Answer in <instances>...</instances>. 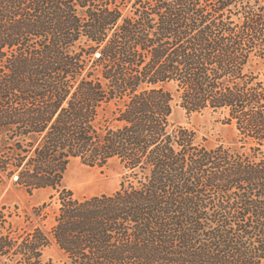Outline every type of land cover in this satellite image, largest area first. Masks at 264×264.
<instances>
[{
    "label": "trees",
    "instance_id": "trees-1",
    "mask_svg": "<svg viewBox=\"0 0 264 264\" xmlns=\"http://www.w3.org/2000/svg\"><path fill=\"white\" fill-rule=\"evenodd\" d=\"M256 59L264 0H0V182L59 203L50 230L51 202L0 207V264L52 244L63 264H264ZM175 104L220 112L235 143L172 128ZM74 158L118 161L121 186L77 196Z\"/></svg>",
    "mask_w": 264,
    "mask_h": 264
},
{
    "label": "rangeland",
    "instance_id": "rangeland-1",
    "mask_svg": "<svg viewBox=\"0 0 264 264\" xmlns=\"http://www.w3.org/2000/svg\"><path fill=\"white\" fill-rule=\"evenodd\" d=\"M254 68L262 74L264 78V59H256ZM169 89H173L172 83L167 84ZM172 128L184 125L193 129L197 134V139L210 146L225 141L235 143L236 130L232 125L224 123V115L212 110L201 112H188L179 104H175L172 114ZM125 170L118 161H111L104 166H91L84 163L80 158H74L70 162L65 174V185L72 189L77 196H91L100 193H111L117 190L124 180ZM52 191L50 189H37L28 192L25 188L16 186L13 181L6 180L0 182V207L8 206L12 211H17L24 216L25 211H32V208L48 201L50 205L44 210V218L34 217L35 224L41 225L44 229L50 230L55 221V211L59 203L57 199H50ZM17 223L25 226L23 217L15 216ZM63 251L52 244L44 251V264H63L65 260Z\"/></svg>",
    "mask_w": 264,
    "mask_h": 264
}]
</instances>
